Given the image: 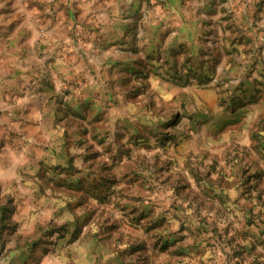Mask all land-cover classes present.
<instances>
[{
  "label": "rangeland",
  "instance_id": "374dc122",
  "mask_svg": "<svg viewBox=\"0 0 264 264\" xmlns=\"http://www.w3.org/2000/svg\"><path fill=\"white\" fill-rule=\"evenodd\" d=\"M122 1L109 19L97 0L60 3L58 33L25 50L12 36L0 87L54 88V44L75 65L47 130L0 105V264H264V34L148 51L152 6L135 19Z\"/></svg>",
  "mask_w": 264,
  "mask_h": 264
},
{
  "label": "crops",
  "instance_id": "0c3cea01",
  "mask_svg": "<svg viewBox=\"0 0 264 264\" xmlns=\"http://www.w3.org/2000/svg\"><path fill=\"white\" fill-rule=\"evenodd\" d=\"M73 1L0 0V65L11 64L12 57L5 52L15 50L18 46V44L12 43V36H20V38L18 37L19 41L21 37L23 38L24 46L22 48L25 50L26 45H34V36L43 30V26L52 34L58 33L59 5L62 2L70 5ZM82 2L83 6H92L94 0H82ZM97 2L99 8L102 9L100 12L108 19L114 13L121 18L126 12H123L124 2L122 0H118L110 10L107 8L108 0H97ZM147 2L152 7L145 9L142 17L146 19L143 25L145 24L146 34L150 37L146 41L147 46L145 45L148 51L166 50L171 52L172 49H188L195 51V55H197L205 43L212 46L216 39L221 40L222 37L228 36L229 28L237 36H254L257 31L264 34V0H147ZM138 5L139 0H132L131 8L133 10L130 15L135 19L140 17L141 13L137 11ZM155 5L158 10L154 9ZM114 9L116 12H112ZM138 32L143 33L142 30ZM242 40L244 42L245 37H242ZM224 42L226 43L227 40ZM37 45L44 50L42 43ZM58 49V44L51 45L50 68H54L52 73L54 77L50 78L54 79V88H49L46 85L48 79L44 82L41 79L43 76L30 74L11 77V79L5 80L4 85L0 87V105L8 109L11 116L19 115V111L23 109L30 111L29 115L31 116L27 119L38 126L34 124L28 126L25 119L24 122L20 119L19 124H22L27 130L29 128L39 131L50 128L53 123V111H51V115L44 114L48 111L46 104L48 102L53 104L59 91L69 86L73 81V77L69 76L67 72V75L62 77L63 80H60L58 76L59 67L69 68L71 64L75 65L70 57L60 60ZM46 57V54L43 55V58ZM41 63L45 67L46 61L41 60ZM64 79L67 82H64ZM52 83L53 81L50 84ZM86 90L85 86L82 87L83 93H87ZM22 116L24 115L22 114ZM7 173L9 170L5 168V165L0 166V174Z\"/></svg>",
  "mask_w": 264,
  "mask_h": 264
}]
</instances>
